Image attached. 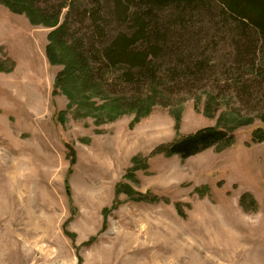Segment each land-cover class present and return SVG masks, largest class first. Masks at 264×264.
<instances>
[{
  "label": "rangeland",
  "instance_id": "rangeland-1",
  "mask_svg": "<svg viewBox=\"0 0 264 264\" xmlns=\"http://www.w3.org/2000/svg\"><path fill=\"white\" fill-rule=\"evenodd\" d=\"M153 14L146 24L168 34L155 59L164 96L138 120L97 123L57 86L55 28L0 4V264H264V41L250 28L241 41L216 0ZM96 70L108 97L151 92L116 82L123 68ZM208 128L231 143L169 153Z\"/></svg>",
  "mask_w": 264,
  "mask_h": 264
},
{
  "label": "trees",
  "instance_id": "trees-1",
  "mask_svg": "<svg viewBox=\"0 0 264 264\" xmlns=\"http://www.w3.org/2000/svg\"><path fill=\"white\" fill-rule=\"evenodd\" d=\"M200 1L206 2V0H72L71 3L64 1L59 6L48 7L40 0H0V4L8 7L13 13L26 15L33 25L55 28L49 35L47 54L52 64L64 65L57 86L78 109L85 110L88 116H94L97 123H103L115 121L125 114L132 113L136 114L138 120L148 115L156 100L164 96L163 92L159 96L154 94L160 91L159 87L165 85L164 77L158 74L161 69H158L155 59L158 58L157 50L162 45L160 41L168 37V34L164 36L155 26L146 24L147 18L155 17L153 13L163 12L168 7L181 9L183 6L190 7L193 4L199 7ZM216 2L220 4L222 13L237 23L236 31L233 33L240 37L241 41L243 30L246 28L256 32L264 41V0H216ZM80 3L83 6L91 4L90 8L87 6L84 10L83 19L79 17L83 6L79 10L77 6L76 10V4ZM65 9H68V14L64 23L60 25V18ZM106 18H115L118 22H123L129 26L130 32L113 33L105 24ZM85 29L90 32V48L87 44L80 46L77 43L83 32L84 38L88 37ZM241 41L237 43V49L244 59L245 45H240ZM98 65L113 70L123 68L125 72L114 78L118 83L134 85L135 77L145 79L150 85L151 92L145 95L118 92L117 96L108 97L109 95L104 93L100 78L96 76ZM250 66V68L247 66L248 74L257 69L255 61H252ZM93 97H98L102 103L92 102ZM250 121L252 120H248ZM229 134L224 130L204 129L170 145L169 153L189 158L215 145L230 144L232 137H229Z\"/></svg>",
  "mask_w": 264,
  "mask_h": 264
}]
</instances>
